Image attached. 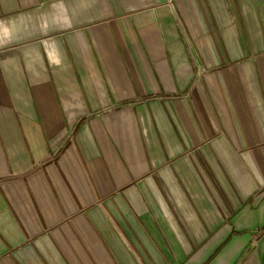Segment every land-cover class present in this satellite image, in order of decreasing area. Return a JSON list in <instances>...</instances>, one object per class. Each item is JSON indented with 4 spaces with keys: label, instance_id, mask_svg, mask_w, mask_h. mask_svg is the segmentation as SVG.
Wrapping results in <instances>:
<instances>
[{
    "label": "crops",
    "instance_id": "1",
    "mask_svg": "<svg viewBox=\"0 0 264 264\" xmlns=\"http://www.w3.org/2000/svg\"><path fill=\"white\" fill-rule=\"evenodd\" d=\"M0 264H264V0H0Z\"/></svg>",
    "mask_w": 264,
    "mask_h": 264
}]
</instances>
